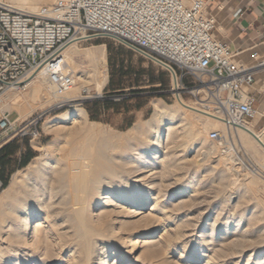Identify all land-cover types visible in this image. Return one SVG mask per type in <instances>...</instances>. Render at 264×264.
Here are the masks:
<instances>
[{
    "label": "bare ground",
    "instance_id": "bare-ground-1",
    "mask_svg": "<svg viewBox=\"0 0 264 264\" xmlns=\"http://www.w3.org/2000/svg\"><path fill=\"white\" fill-rule=\"evenodd\" d=\"M50 1L8 3L18 11L34 14L42 3ZM76 45L74 41L62 51L71 71H75L73 58L79 52ZM88 56L97 65L93 86L95 95H100L107 77L104 49ZM157 64L169 69L161 62ZM84 81L78 75L74 88L56 97L39 69L24 95L9 92L0 104H10L11 111L23 121L37 108L50 110L59 103L69 105L84 99L78 95V83ZM205 109L204 104L196 106L179 99L173 106L155 104L148 122L135 124L125 133L88 121L84 109L46 122L47 126L64 124L57 131L64 148L57 143L41 147L44 157L13 174L0 195V264H62L64 260L66 264H126L138 244L146 249L162 246L165 254L158 253L162 257L179 251L176 264H264V243L256 238L264 233L257 228L264 205L259 215L247 216L240 189L217 198L219 213L212 218L204 210L194 219L182 213L185 206L203 204L198 203L202 199L195 188L214 171L205 161L214 160L218 168L224 164V159H216L217 147L206 146L194 157L203 156L196 160L200 163L197 173H187L193 159L189 156L196 142H206L208 127L224 129L220 114ZM234 132L241 146L256 155L264 169V136L249 125L238 126ZM254 184L251 179L247 188ZM138 216H142L144 228L127 233L124 226Z\"/></svg>",
    "mask_w": 264,
    "mask_h": 264
},
{
    "label": "built area",
    "instance_id": "built-area-1",
    "mask_svg": "<svg viewBox=\"0 0 264 264\" xmlns=\"http://www.w3.org/2000/svg\"><path fill=\"white\" fill-rule=\"evenodd\" d=\"M210 1L64 0L29 14L0 0V98L25 92L39 69L52 93L61 97L74 84L63 49L74 41L107 38L165 64L173 75L171 68L178 70L180 83L191 79L206 108L219 113L223 123L225 132L212 131L209 140L227 148L233 144L227 133L248 126L259 115L252 86L254 70L263 62L254 52L255 63L241 65L237 52L214 37L215 21L206 13ZM37 123L32 116L10 120L0 108V147L14 138L36 140Z\"/></svg>",
    "mask_w": 264,
    "mask_h": 264
},
{
    "label": "rangeland",
    "instance_id": "rangeland-1",
    "mask_svg": "<svg viewBox=\"0 0 264 264\" xmlns=\"http://www.w3.org/2000/svg\"><path fill=\"white\" fill-rule=\"evenodd\" d=\"M53 1L54 0L50 1L51 3H42L39 7L46 6L48 4L51 5L53 4ZM76 48V50H78L79 52L76 51L78 52V54L73 58L75 71H71L70 69L69 70L73 75L74 81L76 80L78 75H82L85 79L84 82L78 83V95L83 97L84 99L78 100L75 103H71L69 105H64L60 108L55 106L54 109L52 108L50 110L45 109L41 111L37 108V110L32 113V118L38 119V138L32 142L25 139L20 140L14 138L7 144L0 147V171L2 172L4 179L7 180V185L9 184L13 174L26 168L34 159H42L44 157V151L39 150L41 147L43 148L45 146L51 145L52 143H57L58 147L64 148L63 139L60 138L59 141V139L57 138V131L62 130L61 126H63L64 124L60 123L53 125L52 123L48 125L49 127L45 125L46 122H49L51 119L55 118L58 115H66L68 114V112H71L75 109H84V111L87 113L86 109L89 108L92 112V116L96 117V119L90 120L87 113L86 115L88 121L95 122L101 126H107L117 133H125L135 124H145L146 122H148L152 117V114H154L155 104L164 107L173 106L176 104L178 99L184 103L195 104L196 106L205 104L202 102L204 96L201 93L194 94V92L198 91L199 89L191 79L183 78L182 83H180L178 80L180 72L176 69L171 68L174 72L173 77L175 83H173L172 73L168 69L163 68L157 63L148 60L141 53L135 51L126 44L111 39L98 37L88 41L77 43ZM101 48L104 49L107 77L106 84L103 87L100 95H95L93 85L95 84V71L97 65L95 61L91 59L92 57L88 56V54H94L97 50H101ZM27 90L25 92H20L19 95H24ZM94 99H98L99 102L97 103V105L85 104V101ZM106 106L114 107V109L105 110L104 108ZM0 108L10 114V120L20 117L16 111H11L10 104L2 103L0 104ZM205 110H207V108ZM212 112L214 111L212 110ZM259 117L254 120L257 121ZM263 124L264 122L263 120H261L257 124L254 121L253 123H250L249 126L252 127L254 132L262 134V136H264V132L261 131ZM65 126L69 127L70 125L65 124ZM212 131L225 132V130L218 125L208 127L205 132L206 142H196L193 152L189 156V159H193L191 160L192 164H189V171L187 173L191 176L194 173H197V166L200 163L196 160L202 159L203 156L197 157L196 159L194 157L200 155L201 152H204L206 146L211 147L215 145L217 147V154L215 155L216 159L218 157L224 159V164L221 165V169L217 167L214 160L207 159L205 161L206 166L214 168V171L208 177L209 179H205L206 182L204 181V183L199 184L195 188L196 190H198V192H200L199 198L201 197L200 199L203 200V202L202 200H199L198 203L203 204H197V207L185 206L182 210V213H184L185 211L184 214H187L189 219H194L197 216L196 214H198V212L200 213L204 210V212H206L208 215H210V218H212L213 215L219 213L218 211H216V205L218 202L217 198H220L226 192L236 191L237 189H240V193L244 198V206H247L246 210H244L245 214H247V216L251 213H253L254 215H259L261 213V206L264 205V169L260 166L259 160L251 151L241 146L238 135L234 131H232L231 134L227 133V136L231 137L233 141V144L231 143L229 146H227V148H225L226 145H224L223 143H213L209 140L208 136ZM59 155L60 154L58 153V158ZM27 157H31V160L25 167L20 168L21 164ZM235 160L237 161L235 162ZM190 178L191 177H189L188 180H190ZM249 179H254L256 181V184L247 188V185L250 181ZM209 181L212 184H208ZM196 182L198 183L199 180ZM227 184L230 188H228ZM5 188H3V190ZM3 190L0 191V195L2 194ZM259 200L262 201V203H260ZM258 201L259 203H257ZM254 206H256L255 208L257 209H255ZM205 207L206 209H203ZM252 207L254 208V210ZM141 217L142 216H138L129 220L131 225L126 224L124 226V229L127 233H132L134 232V230L136 231L139 228H144ZM263 219L264 214L263 218H261L260 222L257 224L258 229L264 230ZM136 220H138L139 222ZM260 235L263 236L261 237ZM263 237L264 233L257 235L256 238H260V240H263L264 243ZM133 242H135V240H133ZM161 247L162 246L146 249L145 247H141V244H138L134 247L135 249L131 251V257L128 259L129 263L126 264H167L163 263V261L168 262V264H176L179 257V251L174 253L173 255H166L168 257L167 259L166 256H161L165 254L164 248ZM159 252L161 253V255H159ZM65 256L66 255H64V257ZM61 263L66 264V261L64 260V262L62 261ZM181 263L195 264L186 261H183ZM196 264H203V262L199 261V263Z\"/></svg>",
    "mask_w": 264,
    "mask_h": 264
},
{
    "label": "crops",
    "instance_id": "crops-1",
    "mask_svg": "<svg viewBox=\"0 0 264 264\" xmlns=\"http://www.w3.org/2000/svg\"><path fill=\"white\" fill-rule=\"evenodd\" d=\"M206 13L215 21L214 37L237 52L235 59L238 63L254 64V52L263 62L254 70L252 86L260 117L250 123L264 122V0H211Z\"/></svg>",
    "mask_w": 264,
    "mask_h": 264
},
{
    "label": "trees",
    "instance_id": "trees-1",
    "mask_svg": "<svg viewBox=\"0 0 264 264\" xmlns=\"http://www.w3.org/2000/svg\"><path fill=\"white\" fill-rule=\"evenodd\" d=\"M151 84H152V83H151ZM118 90H121V89H118ZM118 96H119V95H118ZM98 102H99L98 99H94V100H90V101L85 102V104H91V105L93 104V105H97ZM104 109H105V110H110V109H114V107H108V106H106ZM86 110H87V113H88V115H89L90 120H95L96 117L92 116V112H91V110H90L89 108H87ZM30 160H31V157H27V158L24 160V162L21 164L20 168L25 167V166L27 165V163H28ZM0 180L3 182V188H5L6 185H7V180L4 179L3 174H2L1 171H0Z\"/></svg>",
    "mask_w": 264,
    "mask_h": 264
},
{
    "label": "water",
    "instance_id": "water-1",
    "mask_svg": "<svg viewBox=\"0 0 264 264\" xmlns=\"http://www.w3.org/2000/svg\"><path fill=\"white\" fill-rule=\"evenodd\" d=\"M96 98V97H95Z\"/></svg>",
    "mask_w": 264,
    "mask_h": 264
}]
</instances>
